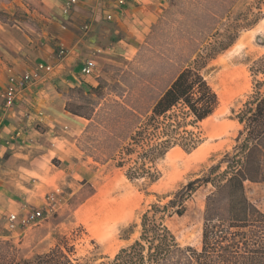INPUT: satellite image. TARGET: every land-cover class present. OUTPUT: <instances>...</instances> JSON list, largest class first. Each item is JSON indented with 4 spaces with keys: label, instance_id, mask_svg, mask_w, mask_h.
<instances>
[{
    "label": "rangeland",
    "instance_id": "rangeland-1",
    "mask_svg": "<svg viewBox=\"0 0 264 264\" xmlns=\"http://www.w3.org/2000/svg\"><path fill=\"white\" fill-rule=\"evenodd\" d=\"M11 12L9 19L0 11V20L24 19L22 12ZM263 57L264 0H166L147 34L115 47L94 85L71 90L65 109L79 114L84 127L75 138L79 179L70 194H53L55 208L38 226L10 230L0 217V261L31 260L59 247L72 252L75 264H99L132 244L151 205H165L211 169L225 170L223 158L233 154L241 130L236 116L252 91V68ZM197 61L219 101L212 116L187 127L197 147L158 154L145 162L152 178L127 179L137 159V153L123 154L130 137L176 75ZM216 185L198 184L183 215L164 220L180 247H200L205 199ZM243 186L264 213V181ZM26 195L35 203L44 194Z\"/></svg>",
    "mask_w": 264,
    "mask_h": 264
},
{
    "label": "crops",
    "instance_id": "crops-1",
    "mask_svg": "<svg viewBox=\"0 0 264 264\" xmlns=\"http://www.w3.org/2000/svg\"><path fill=\"white\" fill-rule=\"evenodd\" d=\"M67 1L0 0L9 19L11 9L24 18L0 20V92L9 77L44 66L0 125V217L7 228L9 215L17 216L14 229L24 227L31 206L44 207L51 194H70L79 179L75 138L84 130L82 119L65 109L71 90L94 85L115 47L147 34L166 5V0H77L65 11ZM59 49L66 52L62 60ZM87 60L94 72L82 76ZM26 194L44 195L31 203Z\"/></svg>",
    "mask_w": 264,
    "mask_h": 264
},
{
    "label": "trees",
    "instance_id": "trees-1",
    "mask_svg": "<svg viewBox=\"0 0 264 264\" xmlns=\"http://www.w3.org/2000/svg\"><path fill=\"white\" fill-rule=\"evenodd\" d=\"M198 64L176 75L130 137L123 154L137 153V159L125 172L127 179L152 178L145 162L158 154L176 146L186 152L197 147L199 141L187 127L208 119L219 106ZM252 73L251 94L236 116L241 126L237 146L223 158L225 170L217 174L211 169L209 176L189 182L165 205H151L141 216L138 238L99 264H264V213L250 203L243 186L245 181H264V57ZM200 183L217 184L216 193L205 199L200 247H180L164 220L183 215L185 202ZM71 256L70 250L58 247L31 260L9 257L0 264H75Z\"/></svg>",
    "mask_w": 264,
    "mask_h": 264
},
{
    "label": "built area",
    "instance_id": "built-area-1",
    "mask_svg": "<svg viewBox=\"0 0 264 264\" xmlns=\"http://www.w3.org/2000/svg\"><path fill=\"white\" fill-rule=\"evenodd\" d=\"M77 0H68L65 4V11L71 10L76 5ZM122 4V2H120ZM66 52L59 49L58 58L64 59ZM44 70V66L39 65L32 73H26L19 77H9L8 82L4 89L0 92L1 108H0V125L3 120L4 114L11 109L18 101L21 94L36 80L39 79V74ZM94 72L93 62L87 60L82 63L80 74L82 76H90ZM55 208V197L53 194L48 195L44 207H30L23 218L24 227L38 226L49 213H52ZM16 215H9L7 218L8 228L13 230L15 228Z\"/></svg>",
    "mask_w": 264,
    "mask_h": 264
}]
</instances>
